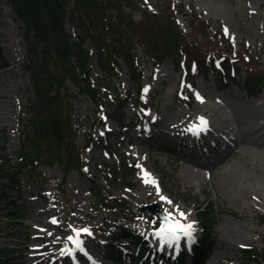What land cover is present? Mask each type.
Returning a JSON list of instances; mask_svg holds the SVG:
<instances>
[{"label": "rangeland", "instance_id": "374dc122", "mask_svg": "<svg viewBox=\"0 0 264 264\" xmlns=\"http://www.w3.org/2000/svg\"><path fill=\"white\" fill-rule=\"evenodd\" d=\"M137 1L139 8L131 9L126 3L122 4V8L127 14H132L135 21L140 22L137 26L139 31L146 32L147 35L152 34L159 23L154 15L165 12L172 13L183 32L195 38L197 34L191 30V20L193 17L199 16L208 27L205 32L207 40L197 42L193 51L203 50L206 52L209 48L220 52L224 50L236 61L240 58L248 59L249 66L254 67L256 72L264 73V52L261 46L264 38L257 37L259 31H264V5L259 6L261 0H236L234 4L230 0ZM0 10L8 11L7 19L15 28L12 30L14 31V40L8 47V41L3 35L8 30L0 23L1 51L10 60L8 65L0 67V72L3 71V74H0V80L7 81V84L3 81L0 84L5 93L0 94V107L8 108L10 106L13 112L11 120L6 121L5 124L0 121V159L11 158L12 163L17 165L18 160L15 158V154L24 138L23 125L28 121V101L33 98V91L29 75L24 70L26 53L24 24L13 13L9 0H0ZM147 13L153 15L148 16ZM68 14L70 16V12ZM65 28L69 34H75V27L68 18ZM225 28L227 32H225ZM244 29L249 31L246 32ZM85 46L90 51H94L89 41L85 43ZM19 48L17 62L14 63V54L12 53H17ZM134 53L143 68L145 92L143 100L138 97L136 81L132 79L129 68L123 59H119L121 70L119 75L111 81L113 90L103 93L105 97L101 108L82 96L69 80L66 82V91L72 97L74 127L77 129L75 143L78 151L84 153L86 176H82L77 169H73L64 182L63 171L59 163L45 164L39 167L38 172L41 177L38 180L23 178L22 189L19 192L12 187L9 190H4V185L0 184V264H32L34 261L32 256L40 253L39 250H34V246L37 240L40 241L46 235L50 236L52 241L59 242L61 252L66 254L65 251H68V247H74L67 237L75 234L73 229L85 227L90 229L91 235L81 233L80 238L91 257L99 260L98 264H101L104 259L109 261L108 258L111 255L109 245L112 241L115 240L116 244L122 247L125 246L124 243L129 242L124 240L122 241L124 243L121 244L115 239L125 231L144 235L151 249L155 250L156 246L153 245L155 238H160L155 230L159 228L160 221L149 214V209L146 210L149 203L146 201L145 191L151 188L167 196L159 176L162 178L164 186L173 195L169 199L171 205L180 207L185 213L183 217L194 228L195 236L200 234L198 231L200 221L194 215V208L209 205L210 212H207L209 216L207 222L211 224L209 227L211 229L209 230L211 234L210 247L201 252L200 257L195 255L193 264H199L200 259L204 256H207L208 260L200 264H243V248L264 249V240L259 238L255 232H247L253 241H243V238L237 235L230 236L228 232L231 228L240 223L245 225L246 222L235 215L238 206L226 192L221 193V197L218 196L208 180L204 182L205 190L198 183L191 181H187L186 184L182 183L178 174L175 177L171 175L168 165L162 167V163L168 160L167 157L171 159L174 156L164 149L162 144L154 140L136 139L135 135L138 132L128 128L129 122L138 121L139 124H145L144 117L139 114L140 110L148 111L154 118L160 117V114L155 113V108L158 106L160 108L158 110L166 113L168 104L173 102V89L178 84L181 88L175 92L177 97H187L188 92H194L195 94L199 93V97L202 99L197 95L196 98L200 101L215 103L220 101L221 103L216 104L221 107V113L228 117L221 127H229L237 131L240 128L239 122L234 119L232 110L221 100H229L240 110L242 115L249 110L254 113L264 112V90L255 98L249 97L242 90L243 82L247 76L244 64H239L240 72L237 78L229 80L226 76L227 86L220 90L217 88V81L221 76L214 77L205 66L201 71L194 68L191 70H186L184 67L178 68L175 55V59L167 58L163 64L155 68L152 59L145 54L138 43H136ZM95 64L96 61H94L93 69L97 71V75L105 77L103 72L94 67ZM11 68L14 69L13 73L9 71ZM161 79L165 81V84L161 82ZM201 89L209 95V98L204 96ZM117 94L121 96L124 104L123 127L107 117L109 105ZM148 101L154 105L152 109L149 105H145ZM141 104L144 107L139 106ZM177 105L179 108H188L184 103ZM201 111L195 105L191 109V112ZM247 116L245 114V117ZM150 130L156 131L152 126H150ZM224 135L226 137L236 136L234 133L229 134L228 132ZM87 137L92 138V142L85 151ZM129 153L134 154L137 159L130 158ZM148 156L150 157L148 158ZM154 160L157 167L163 168V173L155 171ZM123 166H132L126 176L123 173ZM141 166H143L142 171ZM104 171L113 173L111 179L113 178L115 181L114 185L111 186L104 179ZM201 171L208 172L204 168ZM188 185H192V188H188ZM96 189H100L104 195L103 202H98L95 199L93 192ZM2 190L5 192H1ZM6 197L10 202L3 201ZM107 198L110 200L109 202H105ZM11 208L24 214V218L19 222H11L9 217ZM263 217L264 211L257 210V215L247 222L264 232ZM53 218H55V222H53ZM155 222L158 228L152 226ZM218 230H223L220 241L217 237ZM89 239L96 241L98 249L92 247ZM101 250L104 258H100ZM130 254L125 258L128 264H142L135 260L136 251ZM75 256L70 253L69 258ZM36 260L40 264L45 263L42 258L37 256ZM180 261H185L184 264H191L187 258Z\"/></svg>", "mask_w": 264, "mask_h": 264}, {"label": "trees", "instance_id": "16d2710c", "mask_svg": "<svg viewBox=\"0 0 264 264\" xmlns=\"http://www.w3.org/2000/svg\"><path fill=\"white\" fill-rule=\"evenodd\" d=\"M135 1V0H134ZM13 11L24 22L26 56L24 68L29 74L30 85L34 96L29 99L28 121L24 123V138L17 150V165L11 159H0V180L4 190L13 188L21 191L23 178L38 180L41 165L59 163L64 173V182L73 169L83 173L82 152L75 143L77 135L74 127L72 97L66 91L69 80L81 95L88 98L96 106L102 105L103 91L111 90V81L120 72L118 59L125 61L136 81L141 87L142 69L139 59L134 53L136 43L151 59L163 62L173 58L177 64H186L201 69L209 66L213 75L221 70L229 76L235 74L230 67L227 55L209 48L206 52L193 51L197 42L207 40V25L199 16L191 20L195 38L184 33L171 13L162 12L154 15L159 23L147 35L137 29L140 22L127 14L122 4L129 8L138 7L133 0H10ZM135 5V6H134ZM139 8V7H138ZM70 12V16L68 13ZM174 13V12H173ZM147 15H153L147 13ZM75 26V35L65 28L66 19ZM94 47L91 52L85 43ZM197 50V49H196ZM203 56V57H202ZM96 60V68L105 73V77L97 76L92 68ZM236 75V74H235ZM264 89V73L253 70L247 64V78L244 91L250 96H257ZM124 105L116 95L110 103L108 117L124 122ZM90 145L89 139L86 147ZM129 166H123L124 176L129 174ZM113 173H107L105 180L114 185ZM2 190L1 192H5ZM95 198L103 202L104 195L97 189ZM3 200L7 201V197ZM197 218L204 224L202 247L209 246L210 231L208 228L207 206L196 207ZM12 222L23 219L24 214L10 209ZM206 222V223H205ZM135 242L140 243L136 240ZM245 264H264V249L244 248L242 250Z\"/></svg>", "mask_w": 264, "mask_h": 264}, {"label": "bare ground", "instance_id": "6f19581e", "mask_svg": "<svg viewBox=\"0 0 264 264\" xmlns=\"http://www.w3.org/2000/svg\"><path fill=\"white\" fill-rule=\"evenodd\" d=\"M233 4L236 0H230ZM264 5V0H261L259 6ZM251 6V5H249ZM236 10V8H235ZM7 10H0V23L8 32L3 33L5 39L8 41V47L12 45L14 40L13 29L7 19ZM246 32L248 29H244ZM12 31V34H11ZM257 37L264 38V31H259ZM17 43V42H16ZM264 42L261 46L264 52ZM0 46V67L9 64L10 60L6 57ZM20 53V48L17 49V53L14 54L13 62H17V56ZM10 73L14 72V69L9 70ZM3 74V71L0 72ZM7 84L6 80H0ZM161 82L165 84V81L161 79ZM181 87L177 84L173 89L172 103L168 104L167 112L158 110L155 108V113L160 114L159 118H154L148 111L140 110L139 114L144 117L145 124H139L129 122L128 128H132L138 134L135 138H140L141 141L154 140L162 144L163 148L168 150L174 157L170 159L167 157V161L162 163L168 165L171 169V175L175 177L176 174L180 176L181 182L186 184L187 181L192 183H198L203 190H205L204 182L208 180L218 193V196H222L221 193L226 192L237 204L238 209L235 215L246 222L245 225L238 224L236 227L231 228L228 232L230 236H240L243 241H253L252 237H249L247 232H255L259 238L264 240L263 230L258 229L252 223H248L252 218L257 215V210L264 211V112H253L251 110L246 111L243 115L229 100H221L223 104L228 106L232 110L234 119L239 122L240 128L237 131L229 127H221V124L227 121V116L223 115L220 111L221 107L216 103L220 101L206 102L200 101L196 98V94L188 92L187 97H177L175 92ZM200 90V89H198ZM202 90V89H201ZM204 96L209 98V95L205 93ZM201 93V92H200ZM0 94H5L0 85ZM167 97V96H165ZM184 103L188 108H179L177 104ZM149 105L151 109L154 105L151 101L145 103ZM199 107L201 112H191L193 106ZM143 106L144 105H139ZM160 109V108H159ZM245 114L248 116L245 117ZM13 115L10 106L0 107V121L4 124L6 121L11 120ZM204 117L206 124L199 118ZM174 118V119H173ZM218 122V123H217ZM150 126L156 129V131L150 130ZM5 127V125H4ZM234 133V137H226L224 133ZM128 136V134H126ZM130 140V137L128 136ZM129 157L137 159V157L129 153ZM150 156H148L149 158ZM139 162V161H138ZM156 164V161H153ZM154 166L155 171L163 173V168ZM208 167V168H207ZM207 168L208 172L204 173L201 169ZM141 171L143 166L140 167ZM160 183L167 193L164 196L162 192H157L154 189H147L146 201L149 203L147 207L157 206L161 209L162 213L159 219H162L172 213V220L180 222L186 220L179 215L182 212L180 207H173L169 203L170 197L173 195L171 191L163 184L162 178L159 176ZM176 183V180H175ZM188 188H192V185H188ZM167 199H161V197ZM179 209V211H177ZM264 222V217L262 219ZM154 228H158L155 222L152 225ZM210 226V224H208ZM222 231L218 230L217 237L219 241L222 239ZM189 235L180 234L173 239L171 236L162 238H155L156 250L166 251L170 256L176 257L181 250H186L189 255L192 256V245L194 243V232H190ZM89 243L93 248L98 249V244L94 239H89ZM71 246V245H70ZM69 248H72L71 253L75 254L74 258H69ZM34 250L40 251L39 255L34 254L32 264H40L38 260L35 261V257L42 258L44 264H98L99 260L88 258L83 252L74 247H68L66 254L61 252L59 242L52 241L50 236H43L40 241L37 240ZM89 256L90 252H88ZM102 250L100 251V258H104ZM205 257V256H204ZM200 259V263H205L208 257ZM90 260V261H89ZM199 263V264H200Z\"/></svg>", "mask_w": 264, "mask_h": 264}, {"label": "snow or ice", "instance_id": "6c2138e0", "mask_svg": "<svg viewBox=\"0 0 264 264\" xmlns=\"http://www.w3.org/2000/svg\"><path fill=\"white\" fill-rule=\"evenodd\" d=\"M225 32H227L226 28H225ZM196 95L198 98H200L199 93H196ZM199 119L203 121L205 124L207 123L204 117H200ZM161 199L166 200L167 198L162 196ZM168 202L171 203L170 200ZM177 211H179V209H177ZM179 215L183 217L185 213L179 212ZM171 217H172V213H168V215L165 217V223H160L159 228L155 230L157 236L161 238L163 236H171L173 239H175L176 235L179 232L184 231L185 229H189V230L191 229V225L180 224L179 221L177 220H172V223L168 224L167 221L171 219ZM53 222H55V218H53ZM73 232L75 233L74 235H69L67 237L68 241H70L74 245L75 249L79 250L80 252H83L85 256H88V258L91 259V256H89L87 249H85L83 245V240L80 238L81 233L91 235L90 229H88L87 227L81 229H73ZM186 234L189 235V237H191L190 231L187 232ZM72 251L73 249L69 248V252L71 253Z\"/></svg>", "mask_w": 264, "mask_h": 264}, {"label": "water", "instance_id": "95a60500", "mask_svg": "<svg viewBox=\"0 0 264 264\" xmlns=\"http://www.w3.org/2000/svg\"><path fill=\"white\" fill-rule=\"evenodd\" d=\"M153 215H155L157 218H160L161 216V211L160 209L156 208V207H150V210H149ZM164 220V223H165V218L163 219ZM168 224H171L172 221L169 219L167 221Z\"/></svg>", "mask_w": 264, "mask_h": 264}]
</instances>
